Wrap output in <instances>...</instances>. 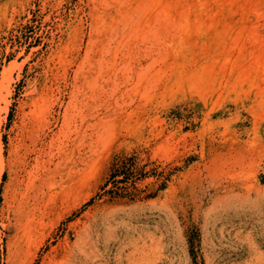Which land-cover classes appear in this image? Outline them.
Segmentation results:
<instances>
[{
  "label": "rangeland",
  "instance_id": "374dc122",
  "mask_svg": "<svg viewBox=\"0 0 264 264\" xmlns=\"http://www.w3.org/2000/svg\"><path fill=\"white\" fill-rule=\"evenodd\" d=\"M0 148V264H264V0H0Z\"/></svg>",
  "mask_w": 264,
  "mask_h": 264
},
{
  "label": "trees",
  "instance_id": "16d2710c",
  "mask_svg": "<svg viewBox=\"0 0 264 264\" xmlns=\"http://www.w3.org/2000/svg\"><path fill=\"white\" fill-rule=\"evenodd\" d=\"M129 163H130L129 159H127L126 161H125V159L119 160L118 162L114 163V165L112 166L113 172L111 174V177L116 178L117 176L124 174L125 176L123 177V180L125 179V177H126V179H128L127 172H124V171H126V167H132L133 166V164L128 165ZM111 191H113V193H118L117 191L109 190V192H111Z\"/></svg>",
  "mask_w": 264,
  "mask_h": 264
},
{
  "label": "bare ground",
  "instance_id": "6f19581e",
  "mask_svg": "<svg viewBox=\"0 0 264 264\" xmlns=\"http://www.w3.org/2000/svg\"><path fill=\"white\" fill-rule=\"evenodd\" d=\"M2 148V146H1ZM0 148V178H1V174H2V171H3V162H2V150Z\"/></svg>",
  "mask_w": 264,
  "mask_h": 264
}]
</instances>
